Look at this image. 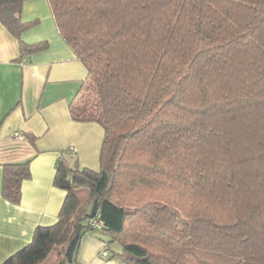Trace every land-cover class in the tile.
I'll list each match as a JSON object with an SVG mask.
<instances>
[{"label":"trees","instance_id":"16d2710c","mask_svg":"<svg viewBox=\"0 0 264 264\" xmlns=\"http://www.w3.org/2000/svg\"><path fill=\"white\" fill-rule=\"evenodd\" d=\"M22 2L0 0L20 56L46 47L20 40L35 23L21 22ZM47 2L87 71L69 112L103 128L99 169L61 153L55 223L3 264H39L53 250L54 264H72L68 243L95 221L129 264H264V0ZM29 162L3 165L8 202H19ZM81 188L97 201L92 218Z\"/></svg>","mask_w":264,"mask_h":264},{"label":"crops","instance_id":"0c3cea01","mask_svg":"<svg viewBox=\"0 0 264 264\" xmlns=\"http://www.w3.org/2000/svg\"><path fill=\"white\" fill-rule=\"evenodd\" d=\"M19 16L23 23L35 22L20 40L46 47L20 56L18 39L0 23V264L31 241L37 226L55 223L66 194L53 185L60 154L70 167L98 171L104 137L100 124L71 119L69 105L87 71L59 35L47 0H23ZM26 134L35 136L33 143ZM27 159L30 177L13 204L1 195L2 167ZM107 242L106 232L83 233L72 264H129L116 255L120 247ZM56 258L53 250L39 264Z\"/></svg>","mask_w":264,"mask_h":264},{"label":"water","instance_id":"95a60500","mask_svg":"<svg viewBox=\"0 0 264 264\" xmlns=\"http://www.w3.org/2000/svg\"><path fill=\"white\" fill-rule=\"evenodd\" d=\"M96 214H97V201H93L88 216H89V218H92ZM77 240H78V236L76 235L70 240V242L68 243V245L65 249L64 255H65L66 261L68 263L72 262L73 253H74L76 245H77Z\"/></svg>","mask_w":264,"mask_h":264},{"label":"rangeland","instance_id":"374dc122","mask_svg":"<svg viewBox=\"0 0 264 264\" xmlns=\"http://www.w3.org/2000/svg\"><path fill=\"white\" fill-rule=\"evenodd\" d=\"M79 196L81 201V210H88L89 190L87 188H81L79 190Z\"/></svg>","mask_w":264,"mask_h":264},{"label":"built area","instance_id":"2783aa9c","mask_svg":"<svg viewBox=\"0 0 264 264\" xmlns=\"http://www.w3.org/2000/svg\"><path fill=\"white\" fill-rule=\"evenodd\" d=\"M21 137H22V136H20V135L17 136V138H21ZM70 150H73V149H70ZM91 226L97 228L98 230L101 229V224L98 223L97 221H95V222H91ZM108 255H109L108 252H106V251H103V252H102V256H103V257H106V256H108Z\"/></svg>","mask_w":264,"mask_h":264}]
</instances>
